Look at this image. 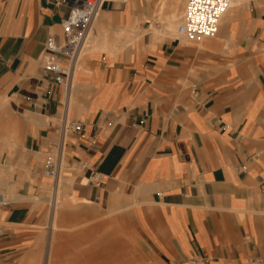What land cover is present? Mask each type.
Returning a JSON list of instances; mask_svg holds the SVG:
<instances>
[{"label": "crops", "instance_id": "obj_1", "mask_svg": "<svg viewBox=\"0 0 264 264\" xmlns=\"http://www.w3.org/2000/svg\"><path fill=\"white\" fill-rule=\"evenodd\" d=\"M78 1L0 0V110L18 137L0 151V196L15 195L0 204V260L42 237L29 195L58 186L42 168L65 115L85 123L65 147L69 205L124 211L154 264H264V0L232 6L197 45L162 36L134 0H105L66 89L40 59Z\"/></svg>", "mask_w": 264, "mask_h": 264}, {"label": "rangeland", "instance_id": "obj_2", "mask_svg": "<svg viewBox=\"0 0 264 264\" xmlns=\"http://www.w3.org/2000/svg\"><path fill=\"white\" fill-rule=\"evenodd\" d=\"M134 1L141 9L147 12V19L150 25L156 28L157 32L162 36H177L176 27L178 26L184 12L186 0H180L178 4L180 14L176 21L177 24L172 31L166 34L164 28L166 18L171 12V0ZM231 11L232 5L229 6L226 14H224L221 23H223ZM91 36L92 32L90 30L88 33V40H86L87 45L90 44ZM215 36L205 37L201 39V41L190 42L186 40V42L197 45L203 41L212 39ZM86 47L85 44V48ZM85 48L82 52L85 51ZM1 110L3 111H0V151L3 150L4 143L10 142L16 144L18 141L16 127L14 122L10 121V118H8L7 109ZM6 156L8 155L0 153V162L3 163ZM63 170L64 167H62L61 171L63 172ZM4 171L5 170L0 169L2 175L5 173ZM62 172L59 177L60 184L58 183L59 185L62 184V187H59L58 185L57 188H54L52 185H41L40 189L31 191L30 198L35 197L36 200L39 199V201H36L34 198L30 199L33 207L37 209L40 206H44L42 211L43 220L38 225V229H41L43 233L41 239L37 242V244H39L35 245L27 252V255L29 254L27 259L31 261L25 264H37L38 262L40 264H154L152 250L146 249L145 257H140L137 253L139 247L135 241L133 233H131L134 230V222L132 218L123 217V214L125 213L124 211H106L90 205H69L66 202L67 187L63 183ZM2 175H0V177ZM3 176H5V174ZM50 179L52 178H49V180ZM57 195H59V197ZM54 196L59 203L54 210L56 211V218L53 219V222V208L50 201L54 199ZM42 240L43 242H41ZM49 241H51V243ZM35 252L37 255L34 254L35 257H33V253ZM39 254L42 256L38 258L37 256ZM30 257H32L33 260L32 258L30 259ZM24 258L25 257L19 261L14 260L8 262L0 260V264H21L24 261ZM34 258H36V262Z\"/></svg>", "mask_w": 264, "mask_h": 264}, {"label": "built area", "instance_id": "obj_3", "mask_svg": "<svg viewBox=\"0 0 264 264\" xmlns=\"http://www.w3.org/2000/svg\"><path fill=\"white\" fill-rule=\"evenodd\" d=\"M105 0H82L70 9L61 21V34H51L44 43L40 59L41 68L53 75L54 80L67 89L69 77L75 67L91 24L103 7ZM230 0H186L184 12L176 33L181 39L190 42L217 35L221 19L229 9ZM63 61L66 63L64 64ZM85 123L62 116L58 127V140L44 158L42 173L53 181L59 178L65 158L67 137L71 133L83 136ZM246 170V165H242ZM98 180V176L95 177ZM0 204H7L0 196ZM206 261L207 259L204 258ZM187 264H196L191 259Z\"/></svg>", "mask_w": 264, "mask_h": 264}, {"label": "bare ground", "instance_id": "obj_4", "mask_svg": "<svg viewBox=\"0 0 264 264\" xmlns=\"http://www.w3.org/2000/svg\"><path fill=\"white\" fill-rule=\"evenodd\" d=\"M116 1H119V0H116ZM242 0H230V5L229 6H234V5H236V4H238V3H240ZM179 2H180V0H171V12H170V14L167 16V18H166V22H165V28H164V32H165V34L166 33H169L170 31H172L174 28H175V25L177 24L176 23V21H177V19H178V16H179V14H180V8H179V6H178V4H179ZM161 3V2H160ZM159 5V4H158ZM160 7V6H159ZM158 8V7H157ZM99 13V12H98ZM226 14V13H225ZM232 14V13H231ZM230 14V15H231ZM98 15V14H97ZM229 15V14H228ZM229 15V16H230ZM97 17V16H96ZM95 17V18H96ZM231 18V17H230ZM227 19V18H226ZM225 19V20H226ZM229 19V18H228ZM137 21V20H136ZM227 21H229V20H227ZM92 25V24H91ZM92 27V26H91ZM125 28V27H124ZM158 28V27H157ZM177 28V27H176ZM119 29V28H118ZM138 29V28H137ZM141 30V29H140ZM156 30V29H155ZM90 32V31H89ZM118 32V31H117ZM163 32V31H162ZM127 34V32H121L120 34H122V35H126ZM138 33V32H137ZM142 33V32H141ZM159 33V32H158ZM60 34V33H59ZM136 34V33H135ZM134 34V35H135ZM164 34V33H163ZM140 35V34H139ZM171 35V34H170ZM90 36V35H89ZM117 36V35H116ZM133 36V35H132ZM88 37V36H87ZM120 37H123V36H121L120 35ZM129 37H130V34H129ZM135 37H136V35H135ZM91 38H92V36H91ZM105 38V37H104ZM117 38V37H116ZM119 38V37H118ZM120 39V38H119ZM135 39V38H134ZM86 40H88V39H86ZM212 40V39H211ZM103 41V44H104V41H105V39H103L102 40ZM206 41H208V40H206ZM225 41V40H224ZM86 42V41H85ZM95 42V41H94ZM118 42V41H117ZM209 42V41H208ZM208 42H206V43H208ZM96 43V42H95ZM203 43V42H202ZM204 44L205 46L207 45V44ZM117 44V43H116ZM201 44V43H200ZM209 44H212V41H211V43H209ZM90 45V44H89ZM92 45V44H91ZM90 45V46H91ZM99 45V44H98ZM219 46H221L220 44H218ZM86 46H87V43H86ZM100 46H101V44H100ZM121 46V45H120ZM123 46H125V45H123ZM199 46V45H198ZM208 46V45H207ZM212 48L214 47L213 45H210ZM216 46H217V44H216ZM84 47V46H83ZM94 47V46H93ZM99 47V46H98ZM103 47V46H102ZM85 48V47H84ZM88 48V47H87ZM86 48V49H87ZM90 48H92V47H90ZM90 48H89V51H90ZM101 48V47H100ZM100 48H99V50H100ZM121 48V47H120ZM119 48V49H120ZM214 48H216V47H214ZM85 49V50H86ZM88 50V49H87ZM87 50L85 51V52H87ZM91 50H94L93 48L91 49ZM95 50H96V47H95ZM82 51V50H81ZM91 52V51H90ZM81 53V52H80ZM79 57V56H78ZM79 59V58H78ZM78 66L76 65V67L75 68H77ZM75 70V69H74ZM73 72V71H72ZM71 77H72V75H71ZM70 80V79H69ZM70 82V81H69ZM69 86V85H68ZM68 89V88H67ZM5 104V103H4ZM4 106V105H3ZM3 108V107H2ZM9 108V107H8ZM5 109V108H4ZM0 111H3V110H0ZM7 111V110H6ZM12 115V114H11ZM13 119H14V117H13ZM11 121V120H10ZM14 121V120H13ZM16 123V122H15ZM21 123V122H20ZM22 124V123H21ZM19 126H22V125H20L19 124ZM21 128V127H20ZM22 129V128H21ZM20 130V129H19ZM14 131H15V129H14ZM21 131V130H20ZM20 131H19V134L18 135H20ZM8 137V136H7ZM12 137V136H11ZM10 143V142H9ZM8 143V144H9ZM12 145V144H11ZM12 167V166H11ZM9 169H10V166H9ZM8 169V170H9ZM13 169V168H12ZM62 169V168H61ZM10 172V171H9ZM16 172V171H15ZM1 173V172H0ZM2 173H4V172H2ZM5 174V173H4ZM3 174V175H4ZM1 175V174H0ZM2 175V176H3ZM7 175V174H6ZM8 175H10V174H8ZM8 175H7V177H8ZM0 177V178H2L3 179V177ZM59 177H60V175H59ZM49 178H51V177H48V179ZM1 179V180H2ZM8 180H9V178H7ZM4 180H5V178H4ZM3 180V181H4ZM60 180V179H59ZM63 181H64V179H62ZM70 180V179H69ZM54 182H56V181H54ZM62 182V181H61ZM65 182H66V180H65ZM65 182H63V183H65ZM11 183V182H10ZM59 183V182H58ZM66 183H68V182H66ZM60 184V183H59ZM58 184V185H59ZM62 185V184H61ZM61 185H59V187L61 186ZM55 186V185H54ZM58 187V186H57ZM62 187V186H61ZM59 189V188H58ZM61 189V188H60ZM57 193V192H56ZM3 194V193H2ZM5 194V193H4ZM14 193H13V188H11V187H9L8 188V193L7 194H5V197H3V198H6V196L8 197V198H11L12 197V195H13ZM60 195V194H59ZM59 195H57L58 197H59ZM3 196V195H2ZM30 196V195H29ZM53 196V195H52ZM14 197H15V195H13V199H14ZM16 197H17V195H16ZM31 198H34L35 200H36V198L35 197H31ZM30 197H29V199H31ZM62 198V197H61ZM22 200V199H21ZM33 200V199H32ZM51 200H52V198H51ZM36 201H39V199H37ZM50 203H51V206H52V208H53V214H52V221H53V219H55L56 217V215H55V212L56 211H54L55 209H56V207H57V204L59 203V201H57V199H56V197L54 196V199L52 200V201H50ZM49 203V204H50ZM132 204V203H131ZM130 204V205H131ZM129 205V204H128ZM52 211V210H51ZM54 222V221H53ZM52 222V223H53ZM54 224V223H53ZM102 225V224H101ZM54 226H55V224H54ZM52 227V226H51ZM56 228V227H55ZM52 229V228H51ZM53 231H54V229H53ZM53 231H52V234H53ZM51 234V235H52ZM40 236H42V235H40ZM53 236V235H52ZM54 237V236H53ZM44 238V237H43ZM37 239V238H36ZM35 239V240H36ZM39 239H40V237H39ZM51 241H52V239H51ZM51 241H49L50 243H51ZM36 242H38L37 240H36ZM41 242H43V240L41 241ZM40 242V243H41ZM49 243V244H50ZM39 244V243H38ZM37 243H36V245H38ZM48 244V245H49ZM54 245V244H53ZM117 247V246H116ZM52 248V247H51ZM119 248H120V246H119ZM132 248H133V246H132ZM51 250V249H50ZM53 250H54V248H53ZM41 251V250H40ZM112 251H113V249H112ZM40 253V252H39ZM37 255V253L35 252V253H33V255ZM42 254V253H41ZM50 254V253H49ZM51 254H52V251H51ZM33 255H31V256H33ZM35 255L33 256V257H35ZM28 256H29V254L28 255H26V256H24L25 258H24V261L21 263V264H25V263H28V262H30L31 260H28L27 258H28ZM40 256H42V255H38L37 257L39 258ZM50 256V255H49ZM46 257V256H45ZM32 257H30V259H31ZM27 259V260H26ZM35 259V262L37 261L36 260V258H34ZM50 259V258H49ZM26 260V261H25ZM32 260H33V258H32ZM47 260V259H46ZM49 262V261H48ZM20 264V263H19ZM30 264V263H29ZM37 264H40L39 262L37 263Z\"/></svg>", "mask_w": 264, "mask_h": 264}]
</instances>
